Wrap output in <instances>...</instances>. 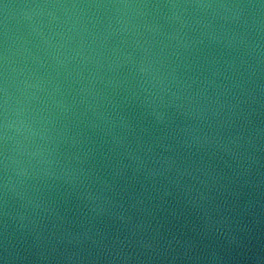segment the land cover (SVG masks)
<instances>
[{
    "label": "water",
    "instance_id": "obj_1",
    "mask_svg": "<svg viewBox=\"0 0 264 264\" xmlns=\"http://www.w3.org/2000/svg\"><path fill=\"white\" fill-rule=\"evenodd\" d=\"M208 3L259 0H0V184L5 152L38 177L6 207L0 188V241L7 222L24 264H111L113 242L157 229L206 233L199 251L227 264L264 251V9L237 21ZM249 202L251 233L228 248L217 237ZM85 233L107 248L67 242Z\"/></svg>",
    "mask_w": 264,
    "mask_h": 264
},
{
    "label": "clouds",
    "instance_id": "obj_2",
    "mask_svg": "<svg viewBox=\"0 0 264 264\" xmlns=\"http://www.w3.org/2000/svg\"><path fill=\"white\" fill-rule=\"evenodd\" d=\"M7 7L8 5H5V8ZM170 7L177 8L181 6L173 4L170 5ZM194 7L201 9L216 7L235 8L239 11L234 19L240 21L241 17L245 15L244 10L252 8L264 9V0H259L258 4L236 3L216 5L208 3L196 4ZM244 22L246 23V21ZM140 71L143 73L144 69L141 68ZM3 94L4 119L2 128L4 132L3 140L5 145H7L8 141L12 139V137L8 135V132L10 130L13 132H19L20 129L15 126V122H10L8 118L9 95L7 87L3 89ZM146 115L152 117L156 124H162L165 119L164 113L156 111L155 108L150 112H146ZM23 127H27V125H23ZM11 163L16 164L17 162L12 160ZM2 164L4 176L0 188L3 190L6 207L9 196L19 198L22 201L27 199V181L38 177L27 168L10 167V157L7 152L4 154ZM43 175L49 180L60 179V177H55L47 171H45ZM17 185L21 186L24 190H18ZM87 199H92V196L88 195ZM37 206L39 207V205ZM250 207V202L240 205L239 211L237 212V218L234 221V226L227 228L225 231L221 232L219 237H217L219 241H223L226 247L232 248L240 246L242 240L245 238V234L251 233V230L244 224V217L248 213ZM92 211H97V209L93 208ZM99 211H103V209H99ZM4 215L5 217H8L9 213L5 211ZM20 219L23 220V216H21ZM20 227L23 228L25 225L21 224ZM8 228V223L5 222L2 234L3 238L2 241H0V264H24L29 257L22 255L15 244L11 242ZM136 235L137 233L133 232L132 237H126L124 241H119L117 239V241L113 242V247H115L116 244H119V250L114 251L109 249L105 258L109 259L111 264H227V261L230 259V257L223 255L216 245L208 247L203 253L199 251L200 241L205 238L206 233L198 234L194 238H185L183 234H164L157 229L153 232L150 238L140 237V239L136 240L134 239ZM36 239L37 241L42 242L39 236H37ZM48 239L52 240L55 239V237H49ZM89 240L94 246H99L102 249L107 248L103 243V238L100 241H97L87 233L83 234V236L71 237L67 242L81 244ZM56 242L63 243L64 241L61 239ZM125 245L134 247L136 249L135 254L132 252L125 253ZM61 258L66 260L68 264H83L84 260V258L78 254L63 256ZM37 259L43 262H48L52 259H56V257H50L40 253ZM96 259H100V257H96ZM252 259L254 264H264V251L258 250Z\"/></svg>",
    "mask_w": 264,
    "mask_h": 264
}]
</instances>
